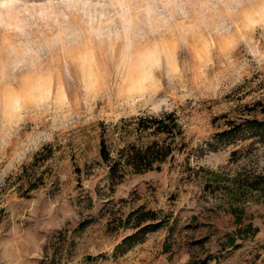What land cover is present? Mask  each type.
<instances>
[{"label":"rangeland","instance_id":"rangeland-1","mask_svg":"<svg viewBox=\"0 0 264 264\" xmlns=\"http://www.w3.org/2000/svg\"><path fill=\"white\" fill-rule=\"evenodd\" d=\"M171 113L184 126L181 151L161 170L113 185L100 156L102 130L116 129L110 150L143 144L151 139L126 133L136 124L126 121ZM252 120H264V70L158 115L82 121L38 150L27 149L21 133L0 152V264H264V196L239 187L240 175H264V142L242 129L232 144L216 137L230 123L249 129ZM141 207L168 222L120 249L135 232L125 219ZM250 224L257 232L238 239L239 249L226 248L228 236Z\"/></svg>","mask_w":264,"mask_h":264},{"label":"clouds","instance_id":"clouds-1","mask_svg":"<svg viewBox=\"0 0 264 264\" xmlns=\"http://www.w3.org/2000/svg\"><path fill=\"white\" fill-rule=\"evenodd\" d=\"M258 70L264 0H0V152L21 133L38 150L102 115L213 98Z\"/></svg>","mask_w":264,"mask_h":264},{"label":"trees","instance_id":"trees-1","mask_svg":"<svg viewBox=\"0 0 264 264\" xmlns=\"http://www.w3.org/2000/svg\"><path fill=\"white\" fill-rule=\"evenodd\" d=\"M125 122V121H124ZM134 124L133 131H126V133H135L139 137H149L151 140L143 144L135 141L134 143L126 142L125 147H113L109 149L108 143L115 137L116 129L107 130L104 128L101 132L100 156L108 165V178L113 185L121 184L125 178L130 174H144L151 171L161 170V165L164 164L178 148V138H183L185 134L184 126L180 123L176 114H166L162 117H137L126 121ZM251 127L243 130L241 125L230 123L229 129L222 131L216 135L218 142L224 144H232V140L238 131L242 129L240 134L250 133L249 138H262L264 142V120H252L249 122ZM117 128V127H116ZM120 135V133H119ZM147 135V136H144ZM248 138V139H249ZM116 153L115 157L112 154ZM237 152H233L232 156L235 158ZM241 190L250 192H257L264 196V175L239 176ZM124 227L131 226L135 231L133 234L125 237L119 248L125 246H132L135 244L139 236H146L149 233L160 230L168 221L161 218L158 213L152 210H146L141 207L135 211H131L126 219ZM257 232L253 225H248L245 229H239L237 236L229 235L227 238V247L229 249H239L241 244H237L238 239L245 240L249 233L255 234ZM202 264H207L203 261Z\"/></svg>","mask_w":264,"mask_h":264}]
</instances>
